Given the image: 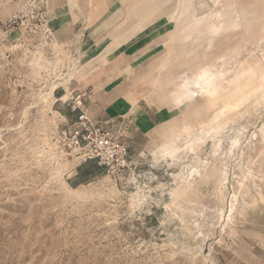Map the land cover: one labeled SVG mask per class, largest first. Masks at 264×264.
Masks as SVG:
<instances>
[{
  "label": "rangeland",
  "instance_id": "rangeland-1",
  "mask_svg": "<svg viewBox=\"0 0 264 264\" xmlns=\"http://www.w3.org/2000/svg\"><path fill=\"white\" fill-rule=\"evenodd\" d=\"M73 3L0 0V264H264V101L221 100L240 63H260L264 0H120L113 15L81 0L75 29L113 43L99 55L61 44L56 6ZM210 85L226 87L217 103L199 94ZM72 94L127 143L128 166L59 148Z\"/></svg>",
  "mask_w": 264,
  "mask_h": 264
},
{
  "label": "built area",
  "instance_id": "built-area-1",
  "mask_svg": "<svg viewBox=\"0 0 264 264\" xmlns=\"http://www.w3.org/2000/svg\"><path fill=\"white\" fill-rule=\"evenodd\" d=\"M85 97L86 94H72L66 100L65 104L72 105L77 116L67 128H55L59 148L78 156L80 165L95 161L100 167L108 169L125 168L130 158L129 146L108 126L98 124L89 117Z\"/></svg>",
  "mask_w": 264,
  "mask_h": 264
},
{
  "label": "crops",
  "instance_id": "crops-1",
  "mask_svg": "<svg viewBox=\"0 0 264 264\" xmlns=\"http://www.w3.org/2000/svg\"><path fill=\"white\" fill-rule=\"evenodd\" d=\"M79 1H81V0H75V3H73L74 0H72L73 5L71 6L68 4V8H66V10L64 7L65 5L64 6H62V5L56 6V7H58V10L55 14V22L57 24H59V26H60L59 28L64 27L63 30H61L57 33V36H58L59 40H61L60 42L62 45L70 46V47L80 46L79 50H81V51L84 50L85 54H87V55L92 54V53L96 54V55L104 54V52H99V50H101L102 48H105V46L108 49L113 47V43H112L110 38L108 39V41H106V44H105V38L98 37V35H99L98 31L99 30L87 31L85 29V27L82 29H79V31H77L75 29L76 24L82 23V19L78 15V11L75 9L76 8V2L78 4ZM86 1H88V0H86ZM102 1L108 2V4L104 6L107 8H103V5L101 6L102 9L105 11L112 9L113 5L116 6V3L120 2V0H102ZM116 10L117 9L113 8L112 9L113 12L110 11L112 13L109 15L116 14V12H115ZM141 14H142V16L139 17L138 27L133 31V33L130 36H128L129 40L133 39L138 33L145 31V29L152 22L150 19H147L148 15H147L146 11L141 13ZM186 15H188L190 17V12L188 14L185 13L184 16H186ZM175 35H172L173 39H174ZM82 37H84V39H82ZM106 40H107V38H106ZM129 47H132V46H129ZM129 47H127L125 50L130 49ZM115 58H117V57H115ZM115 58H113L112 60H115ZM97 78H98V75H95V76L92 75L89 79L87 78V82H84L83 84H80L79 86L82 87L81 89H84L85 85H86V87H88V85H90L93 81L97 82ZM119 89H120V87H118V86L116 87V85H112L109 88H107L106 90H108L110 94L111 93L119 94ZM172 97H173V93L171 95V98Z\"/></svg>",
  "mask_w": 264,
  "mask_h": 264
},
{
  "label": "bare ground",
  "instance_id": "bare-ground-1",
  "mask_svg": "<svg viewBox=\"0 0 264 264\" xmlns=\"http://www.w3.org/2000/svg\"><path fill=\"white\" fill-rule=\"evenodd\" d=\"M222 17H223V13H221V12L212 14L209 17L211 20L217 21V22L212 24L210 31L215 33V32H220L223 29V23L221 21ZM239 25H240V23H239ZM262 27H264V26H262ZM260 43H264V37L262 38ZM260 43H258V44H260ZM257 49H259V48H257ZM259 61H260V63H258V64L254 63L253 61L251 63H249V62L248 63L247 62L246 63L245 62L240 63V67L238 69L237 74L234 75V77L230 78L229 81H227L228 85L230 86V92L227 95V99H221L222 101L227 102V101H230L231 99H233L234 97H239L242 99L247 95L259 96V98H262V100L264 101V51H263V54H262L261 58L259 59ZM249 75L256 77L257 81L251 82V83H248V82L246 83L245 81L247 80V77ZM201 76H205V74L204 75L201 74ZM194 85H198V82L194 83ZM183 86L187 90L188 84L185 83V84H183ZM56 89H57V87L55 85H53L51 87L48 95L52 97V95L54 94ZM224 90H226V87L217 86L214 88V86L210 85L208 87H206V86L202 87L201 90L199 91V94L201 96H204V97L205 96H208V97L211 96L213 98V102L217 103L216 101H218L217 98L219 96H222V97L225 96L221 92ZM64 97H66V96H64ZM222 112H224V110H222ZM219 126H220V124L218 123L217 125L213 126L211 129H209V131H207V130H202V131H205V133H209L212 130H216ZM183 131L188 133V128L185 126ZM189 137H190V134H189ZM199 140L200 139H198L197 141H199ZM197 141L192 142L190 145L187 146V148L195 146L197 144ZM238 144H239V140H235L233 145H235V147H236V146H238ZM179 149L180 148L176 145L175 140H171L167 145V152L164 155L172 156V155L176 154L179 151ZM191 175L193 176L192 173L190 174V176ZM232 210H233V207H232Z\"/></svg>",
  "mask_w": 264,
  "mask_h": 264
},
{
  "label": "trees",
  "instance_id": "trees-1",
  "mask_svg": "<svg viewBox=\"0 0 264 264\" xmlns=\"http://www.w3.org/2000/svg\"><path fill=\"white\" fill-rule=\"evenodd\" d=\"M87 164H94V165H97V166H98L97 162H95V161L89 162V163H87ZM87 164H86V165H87Z\"/></svg>",
  "mask_w": 264,
  "mask_h": 264
}]
</instances>
